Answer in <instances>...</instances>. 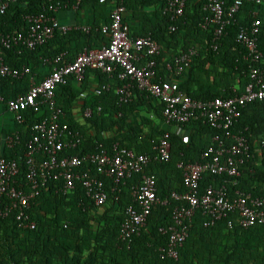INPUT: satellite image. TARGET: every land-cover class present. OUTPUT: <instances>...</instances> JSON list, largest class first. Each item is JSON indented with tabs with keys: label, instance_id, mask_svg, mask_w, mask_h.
Returning a JSON list of instances; mask_svg holds the SVG:
<instances>
[{
	"label": "trees",
	"instance_id": "1",
	"mask_svg": "<svg viewBox=\"0 0 264 264\" xmlns=\"http://www.w3.org/2000/svg\"><path fill=\"white\" fill-rule=\"evenodd\" d=\"M78 1L18 0L0 16V33L24 32L29 26L28 16L45 13L50 6L57 5L63 10H74ZM207 1L188 0L184 15L172 21L165 13L166 0H80L75 21L91 26L90 33L58 32L47 44L34 51L19 52L15 48L0 46V61L14 69L28 67L31 70L30 75L21 79L0 77V97L6 100L0 105V124L7 114L12 123L9 130L2 127L0 131V157L19 163L17 180L23 179L27 172L26 142L32 136V126L48 119L52 113L46 106L39 112L27 109L23 112L25 122L21 124L10 113L7 101L27 94L32 79L39 84L54 68L72 63L85 50H98L109 45L110 38L102 34L101 27L111 23L115 5L122 4L126 8L123 22L129 28L130 37H151L160 44L162 54L155 58L159 77L177 82L188 96L204 103L242 95L249 83V74L244 60L247 51L236 42L237 33L241 26L250 25L255 19L254 13H257L262 22L258 46L264 55V2H246L215 51L212 48L214 27H203L208 15L205 11ZM224 1L226 5L234 2ZM190 49L197 50L198 55L193 58L189 69L175 76L167 69L168 64ZM60 56L61 63L53 65L52 62ZM143 64L144 60L139 63L140 66ZM261 66L264 68V59ZM94 76L97 81L92 84L90 79ZM122 84L116 75L88 71L80 85L70 78L57 88V107L63 110L59 122L67 123L81 137L76 150L65 151L62 155L81 156L97 151L99 145L110 148L119 144L139 155L154 158L157 154L155 148L169 133L170 161L151 163L144 172L126 178L115 192L111 179L98 175L93 168L83 169L89 176L103 180L109 195L103 207L94 206L83 180H77L75 189L66 192L64 178H56L58 172L53 173L32 206L34 230H21L13 217H0V264H264V225L243 229L237 213L211 225L207 216L198 212L179 258L162 257L160 249L166 248L169 241V235L162 230H168L173 224V210L178 204L171 195L185 190L179 164L202 162L206 150L213 146L217 132L199 120L170 127L163 118L164 105L137 86L131 101L120 103L116 89ZM95 90H99L100 95H96ZM84 93L87 97L81 98ZM98 107H101L100 112ZM77 108H81L80 116L75 112ZM87 108H91L94 114L83 119V111ZM233 132L245 133L250 145L249 156L243 157L244 162L239 165L240 176L204 174L201 190L224 185L231 197L236 190L253 198L264 197V154H259L264 136V101L247 105ZM7 136H19L20 141L9 147L5 144ZM44 159V155H37V164ZM143 174L156 177L158 196L169 199V204L154 209L147 226L128 247L119 241L120 229L127 208L135 206L131 192Z\"/></svg>",
	"mask_w": 264,
	"mask_h": 264
},
{
	"label": "built area",
	"instance_id": "2",
	"mask_svg": "<svg viewBox=\"0 0 264 264\" xmlns=\"http://www.w3.org/2000/svg\"><path fill=\"white\" fill-rule=\"evenodd\" d=\"M105 0H101L104 2ZM18 0H0V16L5 15L11 5ZM188 0H166L165 13L172 21L184 15ZM246 2L262 4L264 0H234L226 5L224 0H208L204 18V28L214 27L212 48L216 51L226 29L235 24L242 6ZM80 0L74 6L77 9ZM63 10L61 5L50 6L45 13L27 17L29 26L24 32L12 34L0 33V46L7 49H17L19 52L34 51L44 46L54 38L56 33L67 34L71 31L91 32V26L83 24H65L59 21L57 15ZM126 8L122 4L115 5L111 12V23L101 27L103 35L110 38L109 45L98 50H85L72 63L62 64L54 68L41 83L32 79L30 91L16 99L7 101L10 113L18 123H24L23 112L32 109L39 112L43 106L51 111V116L31 128L32 136L26 142L28 150L27 172L23 179L20 166L16 160L0 157V217H13L19 229L34 230L36 223L31 217L32 206L46 185L48 177L58 172L55 177H63L65 191L75 189L77 180L84 181L87 195L96 207L107 204L109 195L105 184L99 177L89 176L83 169L93 168L98 175L111 179L117 191L119 185L133 175L144 172L153 162H169L171 158L170 134L162 137L155 148L154 158L137 154L131 149L114 144L110 148L99 145L97 151L85 155H62L65 151L76 150L81 143V137L73 132L67 123H60L59 117L63 110L57 107L56 90L74 78L80 85L88 71H100L109 76L116 75L122 86L116 89L120 103L131 101L134 87L143 91L164 105L163 118L167 125H185L191 120H199L205 126L214 129L217 134L213 138V146L203 155L202 162L179 164L183 170L184 192H173L171 199L178 204L173 210V224L168 230H162L169 235L166 248H161L163 258L177 260L184 243L189 237L191 223L198 212L209 219V224L227 218L237 213L239 225L249 229L256 225H264V197L253 198L236 190L231 197L226 186H209L201 190L204 174L214 176L227 175L231 178L240 176L239 165L243 157L249 156L250 145L245 133H234L233 129L241 118L242 110L249 104L264 101V59L263 52L258 46L261 33V20L255 18L250 25L240 27L236 42L246 48L244 60L248 64L249 83L242 95L231 98H217L208 103L197 101L182 91L177 82H169L158 76L155 58L162 54L159 43L151 37L132 38L129 28L123 22ZM171 30H175L174 27ZM197 50L190 49L178 56L167 69L175 76H180L190 68ZM144 60L142 66L139 65ZM62 56L57 57L52 64H60ZM31 74L28 67L14 69L0 61V77L21 79ZM100 95L99 90H95ZM86 98V95L82 96ZM6 102L0 97V105ZM101 107H98V112ZM94 111L87 108L83 111V119L91 118ZM172 127V128H173ZM20 141L19 136H7L5 144L13 147ZM44 155L45 159L37 164L36 156ZM260 155L264 154V136L260 143ZM228 180L226 181V183ZM237 185L236 182H233ZM135 206H130L125 212L119 234V241L128 247L135 237L139 236L147 226L154 209L159 205H168L169 199L158 196L157 180L154 175L143 174L140 183L131 192Z\"/></svg>",
	"mask_w": 264,
	"mask_h": 264
},
{
	"label": "crops",
	"instance_id": "3",
	"mask_svg": "<svg viewBox=\"0 0 264 264\" xmlns=\"http://www.w3.org/2000/svg\"><path fill=\"white\" fill-rule=\"evenodd\" d=\"M73 9H74V8H73ZM76 10H77V9H74V10H66V9H65V10H61V11L59 12V14H58L59 21H60L61 23H65V24L79 23V24L86 25V23L75 21V11H76ZM62 19H63V20H62ZM86 75H87V74H86ZM90 81H91L92 84H95L96 81H97V79H96L95 76H94V77H92V78L90 79ZM83 95H86V96H87V94L84 93V94L81 95V98H83V97H82ZM75 112H76V114H77L78 116H80L81 108H77ZM3 118L5 119V121L3 122L2 127H3V129H5V130H9L10 127L12 126V123H11L10 118H8L7 116H4ZM173 128H174V127H173Z\"/></svg>",
	"mask_w": 264,
	"mask_h": 264
},
{
	"label": "rangeland",
	"instance_id": "4",
	"mask_svg": "<svg viewBox=\"0 0 264 264\" xmlns=\"http://www.w3.org/2000/svg\"><path fill=\"white\" fill-rule=\"evenodd\" d=\"M63 20V19H62ZM8 118H10V115H6ZM2 130V125L0 124V131Z\"/></svg>",
	"mask_w": 264,
	"mask_h": 264
}]
</instances>
